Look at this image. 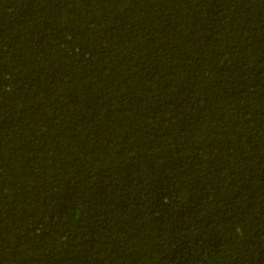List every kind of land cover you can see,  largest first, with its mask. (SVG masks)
Returning a JSON list of instances; mask_svg holds the SVG:
<instances>
[{"label": "trees", "instance_id": "16d2710c", "mask_svg": "<svg viewBox=\"0 0 264 264\" xmlns=\"http://www.w3.org/2000/svg\"><path fill=\"white\" fill-rule=\"evenodd\" d=\"M0 264H264V0H0Z\"/></svg>", "mask_w": 264, "mask_h": 264}]
</instances>
